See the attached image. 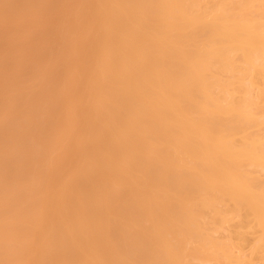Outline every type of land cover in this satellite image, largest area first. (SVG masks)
Returning a JSON list of instances; mask_svg holds the SVG:
<instances>
[{
    "label": "bare ground",
    "instance_id": "6f19581e",
    "mask_svg": "<svg viewBox=\"0 0 264 264\" xmlns=\"http://www.w3.org/2000/svg\"><path fill=\"white\" fill-rule=\"evenodd\" d=\"M254 260L264 0H0V264Z\"/></svg>",
    "mask_w": 264,
    "mask_h": 264
},
{
    "label": "rangeland",
    "instance_id": "374dc122",
    "mask_svg": "<svg viewBox=\"0 0 264 264\" xmlns=\"http://www.w3.org/2000/svg\"><path fill=\"white\" fill-rule=\"evenodd\" d=\"M49 32H50V28L48 26H45L44 24H40L36 31L38 36L36 39H34L36 49H39L44 53L43 58H42V64L40 67L41 69L45 68L47 65V63L45 62L47 60L46 43L49 39ZM29 35L30 34L25 32L24 35L21 36V39L23 38L27 39ZM8 55H9L8 53H3L1 55V58L6 59ZM246 235L247 236H246L244 243H242L239 247L234 246L235 248H233V251L236 254L242 255L244 259H249L250 258V244L253 241L255 234H253L252 232H248ZM253 264H261V263L257 260H254Z\"/></svg>",
    "mask_w": 264,
    "mask_h": 264
}]
</instances>
